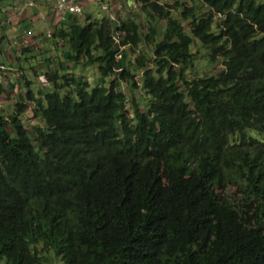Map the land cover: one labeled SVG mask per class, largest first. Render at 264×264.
<instances>
[{
	"label": "trees",
	"instance_id": "obj_1",
	"mask_svg": "<svg viewBox=\"0 0 264 264\" xmlns=\"http://www.w3.org/2000/svg\"><path fill=\"white\" fill-rule=\"evenodd\" d=\"M135 1L166 25L57 27L96 85L61 66L40 99L24 77L0 114V264H264V0Z\"/></svg>",
	"mask_w": 264,
	"mask_h": 264
},
{
	"label": "rangeland",
	"instance_id": "obj_2",
	"mask_svg": "<svg viewBox=\"0 0 264 264\" xmlns=\"http://www.w3.org/2000/svg\"><path fill=\"white\" fill-rule=\"evenodd\" d=\"M76 2H84L88 0H75ZM56 0H38L35 7H27L22 5L21 8H13L12 3L0 4V61L3 64L0 71V82L4 87V98H0V114L7 116L12 112L16 104L24 97L25 89L21 86V80L25 77V81H30L35 87V92L40 99L42 96V88L51 89L52 83L44 85L42 75L51 73V71L59 70L61 66L67 68V71L75 69L76 74H82L89 81L96 85L99 79L97 75V66L88 64L87 61L73 63L68 60L70 55L67 52V46L62 41L55 39L54 34L58 31L57 26L45 27V22L36 17V14H43L46 19L50 16L52 7ZM167 4L173 5V0H164ZM187 7H190V1L187 2ZM106 7L101 8L100 3L91 2L84 9V12L89 13L76 16L78 24H88L91 22L101 21L103 17H108L112 24L122 23L128 19H135L138 22H143L142 30L148 33L149 27L153 22H158L159 27L163 28L166 21L162 18L153 20V12L146 10L141 4L135 0H105ZM182 11V9H181ZM181 11H174L175 18L182 19ZM87 15L91 19L87 20ZM155 15V14H154ZM155 17V16H154ZM57 22L60 24L61 21ZM70 22V21H68ZM152 22V23H151ZM67 24V23H66ZM185 29H188V21L184 22ZM69 29V27H65ZM52 37L48 38L46 34ZM56 44V45H55ZM31 47V53L26 59L22 54V49ZM143 51H149L147 47L142 46ZM193 52L196 53L192 73L203 72V68L207 64L208 50L198 40L195 41ZM133 60L138 58V55L131 53ZM124 57V55H122ZM144 72H139V77L143 78ZM23 81V80H22ZM24 82V81H23ZM6 93V94H5ZM138 98L147 102L146 92L138 91ZM38 111L37 106L29 105V108L23 116V121L30 134H36V128L43 126L35 117V112ZM33 137V136H31ZM234 189L230 190L233 194ZM46 264H62L60 258H57L53 252L46 254Z\"/></svg>",
	"mask_w": 264,
	"mask_h": 264
},
{
	"label": "clouds",
	"instance_id": "obj_3",
	"mask_svg": "<svg viewBox=\"0 0 264 264\" xmlns=\"http://www.w3.org/2000/svg\"><path fill=\"white\" fill-rule=\"evenodd\" d=\"M8 2L12 3L11 5L13 8H21L22 5H27V7H35L38 0H3V2H1V3H8ZM91 2L100 3L102 10L104 7H106V3L104 0H88V1H84V2H79V1L76 2L75 0H56L54 7H52V11L50 12V16L47 19H46V17H42L43 14H40V15L36 14L37 15L36 17H38L39 19H42L45 22L44 28H47V26H49V25L50 26H57V27H64V28L70 27V25H72L74 21L77 23L78 19L76 16L82 15V13L84 12V9ZM61 4H65L68 9L60 10ZM139 4H141V3H139ZM69 8H76V10L72 12V11H69ZM106 9H108V8L106 7ZM84 13L89 14L86 12H84ZM86 17H87V20L91 19L90 15H87ZM57 19H58V21H61L60 24L57 22ZM68 21H70V22H68ZM81 25H84V24H81ZM46 35L48 38L52 37L48 33ZM119 38H120V34L118 36L117 35L114 36V39L116 40V42L118 44H119ZM58 41H62V40L58 39ZM62 42L65 43V45L68 47V45L65 41H62Z\"/></svg>",
	"mask_w": 264,
	"mask_h": 264
},
{
	"label": "built area",
	"instance_id": "obj_4",
	"mask_svg": "<svg viewBox=\"0 0 264 264\" xmlns=\"http://www.w3.org/2000/svg\"><path fill=\"white\" fill-rule=\"evenodd\" d=\"M66 9H68L67 7H66V5L65 4H61L60 5V10H66ZM76 10V8H69V11H75Z\"/></svg>",
	"mask_w": 264,
	"mask_h": 264
},
{
	"label": "bare ground",
	"instance_id": "obj_5",
	"mask_svg": "<svg viewBox=\"0 0 264 264\" xmlns=\"http://www.w3.org/2000/svg\"><path fill=\"white\" fill-rule=\"evenodd\" d=\"M246 108V107H245Z\"/></svg>",
	"mask_w": 264,
	"mask_h": 264
}]
</instances>
